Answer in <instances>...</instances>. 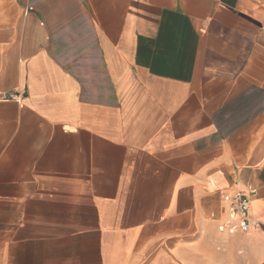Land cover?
Returning <instances> with one entry per match:
<instances>
[{
	"label": "crops",
	"instance_id": "1",
	"mask_svg": "<svg viewBox=\"0 0 264 264\" xmlns=\"http://www.w3.org/2000/svg\"><path fill=\"white\" fill-rule=\"evenodd\" d=\"M0 264H264V0H0Z\"/></svg>",
	"mask_w": 264,
	"mask_h": 264
},
{
	"label": "built area",
	"instance_id": "2",
	"mask_svg": "<svg viewBox=\"0 0 264 264\" xmlns=\"http://www.w3.org/2000/svg\"><path fill=\"white\" fill-rule=\"evenodd\" d=\"M248 205L249 199L243 194H237L231 203L230 213L239 215L238 226L241 228H246L251 225L257 224V221L255 219L249 220L247 218Z\"/></svg>",
	"mask_w": 264,
	"mask_h": 264
}]
</instances>
